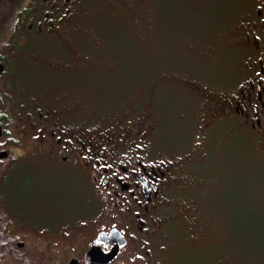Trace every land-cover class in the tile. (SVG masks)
<instances>
[{
	"label": "rangeland",
	"instance_id": "obj_1",
	"mask_svg": "<svg viewBox=\"0 0 264 264\" xmlns=\"http://www.w3.org/2000/svg\"><path fill=\"white\" fill-rule=\"evenodd\" d=\"M44 1L0 0L7 68L0 142L13 144L0 166L4 198L13 204L18 193L55 196L66 188L67 218H93L95 200L82 193L77 170L34 158L46 144L36 130L40 111L52 123L100 126L92 132L107 135L127 129L131 117L160 116L155 145L180 160L157 245L133 249V264H264V125L218 107L221 83L234 91L250 78L246 16L257 0H73L63 22L54 17L52 36L29 24L13 36L15 17L26 8L34 17ZM29 34L33 42L18 41ZM96 217L84 226L106 222Z\"/></svg>",
	"mask_w": 264,
	"mask_h": 264
},
{
	"label": "flooded vegetation",
	"instance_id": "obj_2",
	"mask_svg": "<svg viewBox=\"0 0 264 264\" xmlns=\"http://www.w3.org/2000/svg\"><path fill=\"white\" fill-rule=\"evenodd\" d=\"M72 1L45 0L43 7L36 8L34 17L25 16L23 25L29 24L30 32L36 28L38 34L52 36L49 32L59 26L54 17L63 22L66 6ZM256 5L254 12L246 16L250 20L244 47L250 52H246L244 59H249L245 62L250 78L245 81V88L234 91H227L233 86L221 83L218 87L226 90L221 91L218 107L225 117L238 118L259 128L264 125V0H257ZM17 39L33 42L32 34ZM0 63L4 65L0 77H5L6 65ZM224 93L228 96L224 97ZM40 112L37 115L41 122L36 130L46 144L44 153L34 158L41 162V158L48 160L49 167L77 170L82 193L86 189L95 200L93 218L97 216L95 219L106 222L85 227L93 218L78 215L68 219L66 188L55 196L18 193L13 204L9 203L4 198L5 177L0 167V264H92L87 261V253L100 233L109 234L113 229L124 235L126 243L107 264H133V249L138 246L152 249L157 245L161 213L175 187L173 167L180 158L161 155L155 145L157 120L162 117L146 116L143 121L126 118L127 129L107 135L92 132L93 127L100 126L59 119L52 123V114L51 119L46 111ZM140 121L139 126L135 125ZM111 127L115 130V126ZM5 134L0 125V138ZM0 153L4 154L0 158L2 166L9 154L3 148ZM201 155L202 151H198L195 157L201 159ZM24 181L28 180L21 179L19 184ZM144 253L151 260L152 252L146 249Z\"/></svg>",
	"mask_w": 264,
	"mask_h": 264
},
{
	"label": "water",
	"instance_id": "obj_3",
	"mask_svg": "<svg viewBox=\"0 0 264 264\" xmlns=\"http://www.w3.org/2000/svg\"><path fill=\"white\" fill-rule=\"evenodd\" d=\"M4 70V65L0 64V73ZM4 154L0 153V158ZM126 243L124 235L117 229L111 230L109 234L100 233L95 243L87 253V261L92 264H107L119 252Z\"/></svg>",
	"mask_w": 264,
	"mask_h": 264
},
{
	"label": "trees",
	"instance_id": "obj_4",
	"mask_svg": "<svg viewBox=\"0 0 264 264\" xmlns=\"http://www.w3.org/2000/svg\"><path fill=\"white\" fill-rule=\"evenodd\" d=\"M246 6V5H245ZM28 8H26L23 12H21L20 14H18L17 17H15V19L13 20V23H12V26L10 28V33L14 34L17 32V30H19V26L20 25H23V18H25L26 14L28 13ZM240 15H243V14H240ZM6 95V94H5ZM4 95V91H3V88L2 86L0 85V125H2V123L4 122V118H5V114L3 113L4 112V100H3V96ZM3 111V112H2ZM10 141V140H9ZM7 144L9 145H13L11 142H7ZM5 143H1L0 142V149L3 148L5 149V146L7 145Z\"/></svg>",
	"mask_w": 264,
	"mask_h": 264
}]
</instances>
